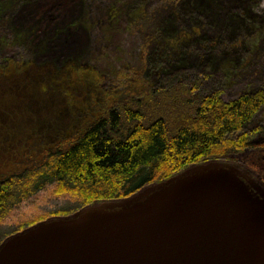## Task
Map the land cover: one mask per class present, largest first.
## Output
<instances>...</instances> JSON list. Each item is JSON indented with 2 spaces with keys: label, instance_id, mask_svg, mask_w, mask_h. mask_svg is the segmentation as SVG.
<instances>
[{
  "label": "trees",
  "instance_id": "trees-1",
  "mask_svg": "<svg viewBox=\"0 0 264 264\" xmlns=\"http://www.w3.org/2000/svg\"><path fill=\"white\" fill-rule=\"evenodd\" d=\"M153 13L144 0L124 31L136 25L145 34ZM202 30L152 33L148 45L178 54L180 42ZM198 68L157 86L129 65L110 73L92 62L0 60V222L50 185L88 206L127 198L209 160L233 162L264 180V143L249 142L248 132L264 110V83L251 82L226 101L220 90H201Z\"/></svg>",
  "mask_w": 264,
  "mask_h": 264
},
{
  "label": "rangeland",
  "instance_id": "rangeland-1",
  "mask_svg": "<svg viewBox=\"0 0 264 264\" xmlns=\"http://www.w3.org/2000/svg\"><path fill=\"white\" fill-rule=\"evenodd\" d=\"M142 2L0 0V60L17 56L38 63L92 62L105 66L110 73L129 65L141 69L143 76L157 86L170 85L179 72L198 66L201 90H220L226 101L236 98L251 82L257 87L264 83V0H181L173 4L147 0L154 18L144 27L145 34L136 25L133 32L124 31L130 18L127 16L134 14ZM195 26L203 30L190 41H181L178 54L173 47L158 42L148 45L147 35L171 37ZM237 68L241 69L240 76L233 78ZM106 80V85L111 84ZM248 132L249 142L264 143V110L249 125ZM232 156L242 158V154ZM228 164L264 188V180L254 178L233 162ZM57 191L50 185L17 205L0 222V245L35 224L68 217L86 207L77 195Z\"/></svg>",
  "mask_w": 264,
  "mask_h": 264
},
{
  "label": "water",
  "instance_id": "water-1",
  "mask_svg": "<svg viewBox=\"0 0 264 264\" xmlns=\"http://www.w3.org/2000/svg\"><path fill=\"white\" fill-rule=\"evenodd\" d=\"M0 264H264V188L221 161L7 238Z\"/></svg>",
  "mask_w": 264,
  "mask_h": 264
}]
</instances>
